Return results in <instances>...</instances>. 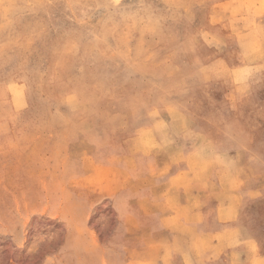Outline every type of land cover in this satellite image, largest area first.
<instances>
[{
  "label": "rangeland",
  "instance_id": "rangeland-1",
  "mask_svg": "<svg viewBox=\"0 0 264 264\" xmlns=\"http://www.w3.org/2000/svg\"><path fill=\"white\" fill-rule=\"evenodd\" d=\"M228 155L264 251V0H0V264H171L150 188Z\"/></svg>",
  "mask_w": 264,
  "mask_h": 264
},
{
  "label": "crops",
  "instance_id": "crops-1",
  "mask_svg": "<svg viewBox=\"0 0 264 264\" xmlns=\"http://www.w3.org/2000/svg\"><path fill=\"white\" fill-rule=\"evenodd\" d=\"M213 149L216 155L223 154L214 146ZM228 159L232 162H227L226 167L219 163L210 167L213 177L205 185L196 181L173 194L168 193L172 183L169 178L157 179L154 186L158 193L150 188L147 201L159 210L151 213L148 229L141 231H149V242L156 249L172 251L171 264H264L260 240L250 229L239 224V204L245 198L253 197L257 187L248 181L246 161H237L232 155H228ZM158 166L157 170L161 168ZM175 169L186 173L190 165L179 163ZM224 174H227L225 180L228 182H245L242 195L238 191H224L221 184ZM137 212L136 217H145L140 210Z\"/></svg>",
  "mask_w": 264,
  "mask_h": 264
}]
</instances>
